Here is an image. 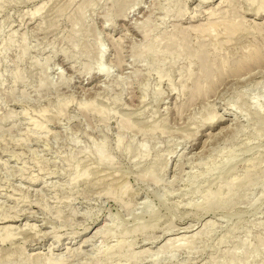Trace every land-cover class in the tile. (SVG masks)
Returning a JSON list of instances; mask_svg holds the SVG:
<instances>
[{"label":"rangeland","instance_id":"374dc122","mask_svg":"<svg viewBox=\"0 0 264 264\" xmlns=\"http://www.w3.org/2000/svg\"><path fill=\"white\" fill-rule=\"evenodd\" d=\"M0 264H264V0H0Z\"/></svg>","mask_w":264,"mask_h":264},{"label":"bare ground","instance_id":"6f19581e","mask_svg":"<svg viewBox=\"0 0 264 264\" xmlns=\"http://www.w3.org/2000/svg\"><path fill=\"white\" fill-rule=\"evenodd\" d=\"M209 196H211V195H209ZM210 198V197H209ZM11 231V230H10ZM173 242V241H172ZM170 244V243H169ZM171 245V244H170ZM166 248V247H165ZM160 252V251H159ZM159 257V256H158Z\"/></svg>","mask_w":264,"mask_h":264}]
</instances>
